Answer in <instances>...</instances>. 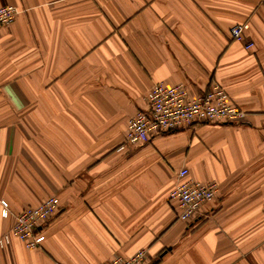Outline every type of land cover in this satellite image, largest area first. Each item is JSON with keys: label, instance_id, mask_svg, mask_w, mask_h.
<instances>
[{"label": "crops", "instance_id": "1", "mask_svg": "<svg viewBox=\"0 0 264 264\" xmlns=\"http://www.w3.org/2000/svg\"><path fill=\"white\" fill-rule=\"evenodd\" d=\"M0 237L49 196L59 212L0 264H264V0H0ZM247 24L242 40L229 36ZM217 82L245 113L125 145L155 83ZM186 169L217 193L196 220L168 194Z\"/></svg>", "mask_w": 264, "mask_h": 264}, {"label": "built area", "instance_id": "2", "mask_svg": "<svg viewBox=\"0 0 264 264\" xmlns=\"http://www.w3.org/2000/svg\"><path fill=\"white\" fill-rule=\"evenodd\" d=\"M17 14L13 6L0 7V27L10 25ZM247 24H236L229 29V36L242 40ZM147 107L138 110L126 124L125 145H138L150 138L170 131L200 123L237 124L245 119V113L232 104L226 91L211 81L203 93L189 97L185 85L166 86L155 83L146 94ZM215 182H199L188 176L186 169L176 173L175 183L168 198L177 208V219L186 223L196 220L205 205L212 202L217 193ZM1 216L8 215L7 203L0 201ZM59 212V202L49 196L34 207H26L14 216L10 229L0 237V246L10 238H16L28 249L40 246L44 236L37 228L44 227ZM146 252L140 250L129 257L115 256L105 264H144Z\"/></svg>", "mask_w": 264, "mask_h": 264}]
</instances>
